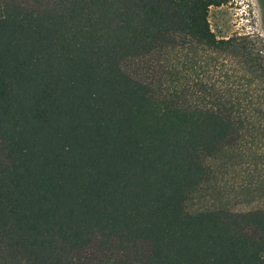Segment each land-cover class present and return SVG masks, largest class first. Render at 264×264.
Wrapping results in <instances>:
<instances>
[{
	"label": "trees",
	"instance_id": "16d2710c",
	"mask_svg": "<svg viewBox=\"0 0 264 264\" xmlns=\"http://www.w3.org/2000/svg\"><path fill=\"white\" fill-rule=\"evenodd\" d=\"M226 3L0 0V264L94 244L135 264H264V202L186 208L217 161L264 168V46L214 36Z\"/></svg>",
	"mask_w": 264,
	"mask_h": 264
},
{
	"label": "rangeland",
	"instance_id": "374dc122",
	"mask_svg": "<svg viewBox=\"0 0 264 264\" xmlns=\"http://www.w3.org/2000/svg\"><path fill=\"white\" fill-rule=\"evenodd\" d=\"M208 23L217 39L249 36L264 46V0H227L225 5L209 9ZM196 49L197 74L206 77L209 72L208 77L218 80V75L212 71L213 62L205 59L204 48L197 46ZM129 70L131 73L134 70L136 74L140 73L141 69L135 61L131 62ZM251 162L252 160L246 165L240 160L217 161L207 186L187 202V210L195 212L220 202L225 207L237 210L256 207L258 202L262 204L264 190L261 181L264 179V168L260 160ZM141 252L144 253L143 248ZM69 260L72 264H135V258L130 253L103 251L96 244L71 254Z\"/></svg>",
	"mask_w": 264,
	"mask_h": 264
}]
</instances>
